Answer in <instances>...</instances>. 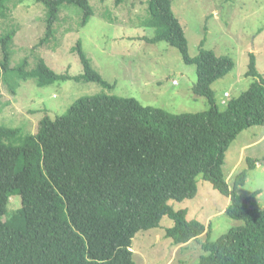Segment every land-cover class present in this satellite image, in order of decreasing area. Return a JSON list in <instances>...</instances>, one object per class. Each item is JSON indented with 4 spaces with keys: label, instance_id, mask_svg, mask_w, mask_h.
<instances>
[{
    "label": "trees",
    "instance_id": "1",
    "mask_svg": "<svg viewBox=\"0 0 264 264\" xmlns=\"http://www.w3.org/2000/svg\"><path fill=\"white\" fill-rule=\"evenodd\" d=\"M36 1L50 12L41 44L54 37L63 6L82 11L81 26L93 15L90 0ZM174 1H149L146 25L156 35L147 40L170 43L185 63L197 67L193 91L208 99L210 109L172 114L134 98L101 93L76 100L55 119L45 116L35 134L21 136V129L0 126V264H136L133 239L159 228L164 218L174 222L166 237L182 247L201 237L206 227L171 202L195 198L200 178L230 198L225 213L244 223L217 241L208 238L202 244L207 253L197 264H264V209L257 207L258 193L246 198L238 193L247 170L232 187L223 171L236 137L251 127H264V77L251 54L247 76L258 80L221 110L212 85L233 70L234 62L211 50L189 54L184 28L172 10ZM10 2L0 0L2 18ZM14 36L11 29L0 34V78L11 71L8 45ZM73 50L83 66L81 75L57 74L42 59L26 75L22 70L27 60L12 71L25 80L36 78L40 87L60 80L115 87L92 67L80 41ZM256 162L248 158L249 169ZM17 195L22 206L10 214L7 206Z\"/></svg>",
    "mask_w": 264,
    "mask_h": 264
},
{
    "label": "rangeland",
    "instance_id": "2",
    "mask_svg": "<svg viewBox=\"0 0 264 264\" xmlns=\"http://www.w3.org/2000/svg\"><path fill=\"white\" fill-rule=\"evenodd\" d=\"M149 1L123 0L117 5L116 0H90L93 15L85 26H81V10L63 6L54 37L41 44L47 33L49 8L36 0H11L7 17L0 16V34L15 30L8 45L11 71L0 78V126L21 129V136L35 134L45 116L55 119L76 100L101 93L134 98L143 106L172 114L209 110L208 99L193 91L198 81L197 67L185 63L181 52L170 43L148 41L156 35L155 28L146 25ZM172 10L184 28L192 57L205 49L234 62L233 70L212 85L221 110L226 108L222 100L228 103L238 98L258 80L247 76L251 54L264 77V0H175ZM79 41L92 67L114 88L74 80L40 87L36 78L25 80L22 73L12 71L27 60L22 70L26 75L42 59L57 74L81 75L83 66L73 50ZM225 93L230 97L225 98ZM248 158L257 161V167L249 169ZM244 170L248 176L239 187V195L246 198L257 192V207L264 209L262 126L241 132L225 154L223 171L230 187ZM229 202L230 198L200 178L195 198L172 201L171 205L176 210L187 209L189 219L205 225L204 234L182 247H174L172 239L166 237V230L174 222L164 218L159 228L139 232L133 239L136 264H197L207 253L202 244L208 238L217 241L230 229L243 225V221L225 213ZM21 206V196H13L7 210L12 214Z\"/></svg>",
    "mask_w": 264,
    "mask_h": 264
},
{
    "label": "clouds",
    "instance_id": "3",
    "mask_svg": "<svg viewBox=\"0 0 264 264\" xmlns=\"http://www.w3.org/2000/svg\"><path fill=\"white\" fill-rule=\"evenodd\" d=\"M224 97H225V98H229L230 95L226 96V93H225ZM222 103H223V105H225V104L227 103V101H226V100H222ZM259 165H260V164H259Z\"/></svg>",
    "mask_w": 264,
    "mask_h": 264
},
{
    "label": "built area",
    "instance_id": "4",
    "mask_svg": "<svg viewBox=\"0 0 264 264\" xmlns=\"http://www.w3.org/2000/svg\"><path fill=\"white\" fill-rule=\"evenodd\" d=\"M226 96H228V94H226Z\"/></svg>",
    "mask_w": 264,
    "mask_h": 264
}]
</instances>
